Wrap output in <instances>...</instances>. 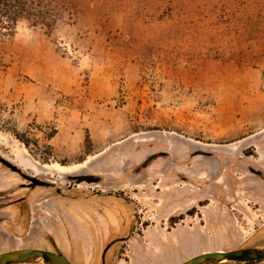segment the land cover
Returning a JSON list of instances; mask_svg holds the SVG:
<instances>
[{"label":"rangeland","instance_id":"rangeland-1","mask_svg":"<svg viewBox=\"0 0 264 264\" xmlns=\"http://www.w3.org/2000/svg\"><path fill=\"white\" fill-rule=\"evenodd\" d=\"M66 2L50 36L21 20L0 48V156L50 186L0 163V254L183 264L264 245L234 165L253 164L235 139L264 123V30L226 29L232 0Z\"/></svg>","mask_w":264,"mask_h":264},{"label":"trees","instance_id":"trees-1","mask_svg":"<svg viewBox=\"0 0 264 264\" xmlns=\"http://www.w3.org/2000/svg\"><path fill=\"white\" fill-rule=\"evenodd\" d=\"M232 1L235 2L236 6L229 12L232 16L227 12L226 29L235 31L236 37H240L242 34L251 39L258 36L264 30V0ZM239 6L241 8H238ZM72 9L66 0H0V48L14 38L17 25L21 20L28 21L33 27L43 28L46 35L50 36L58 22L64 19L66 13L71 18L74 16ZM175 30L179 33L182 31L181 27H177ZM196 34L200 35L202 32ZM16 137L26 146L29 145L25 138L18 135ZM87 147L89 148L87 153L89 157L92 155L89 138L87 139ZM189 215L193 216L194 212ZM183 219L184 216H180L172 218L170 221L174 224Z\"/></svg>","mask_w":264,"mask_h":264},{"label":"water","instance_id":"water-1","mask_svg":"<svg viewBox=\"0 0 264 264\" xmlns=\"http://www.w3.org/2000/svg\"><path fill=\"white\" fill-rule=\"evenodd\" d=\"M0 156V163H3ZM11 167V164H7ZM14 170L17 168L14 167ZM77 184H94L96 177L82 176L73 177ZM34 187H45L46 183L34 178L27 177ZM264 261V245L244 248L230 252H209L197 255L183 264H247ZM0 264H71L62 254L40 249H16L0 254Z\"/></svg>","mask_w":264,"mask_h":264},{"label":"crops","instance_id":"crops-1","mask_svg":"<svg viewBox=\"0 0 264 264\" xmlns=\"http://www.w3.org/2000/svg\"><path fill=\"white\" fill-rule=\"evenodd\" d=\"M257 109V108H255ZM250 112V107H246V113ZM260 113V112H257ZM263 113L260 114V116ZM236 125L239 123V118H235ZM255 124V122H254ZM246 127H250V123L246 122ZM256 125V124H255ZM247 132L240 134L235 139L237 145L242 146V151L252 149L256 153L255 161L253 164L242 161L240 164H234L235 168L238 165L245 166L246 171L241 172V177L237 178L238 191L240 194H244L246 200H253L254 207H248V210L243 213L244 216L251 215L264 216V123L262 126L254 129L246 128ZM250 170V171H249ZM252 170V172H251ZM259 174V175H257ZM4 191V190H3ZM3 193V192H2ZM7 198V195H4ZM2 216V215H1Z\"/></svg>","mask_w":264,"mask_h":264},{"label":"flooded vegetation","instance_id":"flooded-vegetation-1","mask_svg":"<svg viewBox=\"0 0 264 264\" xmlns=\"http://www.w3.org/2000/svg\"><path fill=\"white\" fill-rule=\"evenodd\" d=\"M3 166H5L7 169H9V170H11L13 173H16V174H18L21 178H23L27 183H28V187L29 188H37V187H34L28 180H27V177H28V175H26L25 173H23L22 171H20V170H14V167L11 165V167H8L7 166V164H9V163H7V162H3V163H1ZM70 178H72V177H75V176H69ZM2 178H0V181H2L1 180ZM74 181V180H73ZM49 188L50 186H49V184L48 183H46V186L45 187H41V188ZM5 197V196H4ZM4 200L5 201H3L4 203L6 202V200H7V198H4Z\"/></svg>","mask_w":264,"mask_h":264},{"label":"bare ground","instance_id":"bare-ground-1","mask_svg":"<svg viewBox=\"0 0 264 264\" xmlns=\"http://www.w3.org/2000/svg\"><path fill=\"white\" fill-rule=\"evenodd\" d=\"M73 178V177H72Z\"/></svg>","mask_w":264,"mask_h":264}]
</instances>
